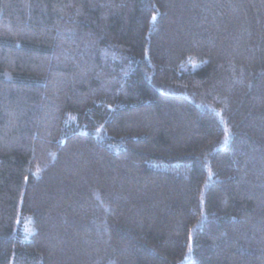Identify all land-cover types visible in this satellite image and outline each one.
Returning a JSON list of instances; mask_svg holds the SVG:
<instances>
[{"label":"trees","instance_id":"16d2710c","mask_svg":"<svg viewBox=\"0 0 264 264\" xmlns=\"http://www.w3.org/2000/svg\"><path fill=\"white\" fill-rule=\"evenodd\" d=\"M0 264H264V0H0Z\"/></svg>","mask_w":264,"mask_h":264}]
</instances>
